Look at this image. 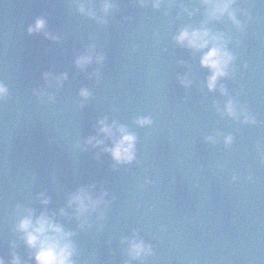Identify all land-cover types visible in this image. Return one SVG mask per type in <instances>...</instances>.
Masks as SVG:
<instances>
[{
	"label": "water",
	"instance_id": "water-1",
	"mask_svg": "<svg viewBox=\"0 0 264 264\" xmlns=\"http://www.w3.org/2000/svg\"><path fill=\"white\" fill-rule=\"evenodd\" d=\"M211 11L204 0H0L4 264H37L17 227L29 210L71 233L72 264H264V0H231L238 23ZM183 28L232 56L212 90L208 47L177 43ZM117 125L136 137L129 162L104 150ZM80 189L98 201L83 213L69 203ZM130 242L150 251L134 257Z\"/></svg>",
	"mask_w": 264,
	"mask_h": 264
},
{
	"label": "clouds",
	"instance_id": "clouds-1",
	"mask_svg": "<svg viewBox=\"0 0 264 264\" xmlns=\"http://www.w3.org/2000/svg\"><path fill=\"white\" fill-rule=\"evenodd\" d=\"M205 3L212 4V11L210 14L217 15L228 12V15L233 19L234 23H238L233 16V13L229 11V5L231 0H204ZM110 5L105 3L104 7L107 9ZM154 6H158L154 4ZM81 11L83 8L81 7ZM44 27V21L42 19H37L35 21L34 27H30L29 31L41 30ZM47 35V33H45ZM55 39V37H52ZM212 41H217L220 39L218 36H212L209 38V33L206 29H196L193 28L189 30L188 28L181 29L175 36L177 43L182 44L186 47L193 49H203L208 47ZM99 62L102 58L100 56L96 57ZM92 56L90 53L81 55L77 58L76 64L78 66H84L91 62ZM232 60L231 54L223 47L222 44L213 43L208 50L201 56L200 63L202 66L209 68L210 75L207 78V87L212 90L215 87L216 80L218 77L227 75V67ZM6 89L3 85H0V94L5 93ZM82 96H87V90H81ZM226 111L231 115L233 113L232 102L229 101L225 105ZM147 118H142L137 121V123L144 124L147 123ZM100 127L99 132H102L107 137L113 136L112 125H108L103 119L98 121ZM116 131L119 133V137L112 141L111 147H106L104 150L109 152L112 158L117 162H129L134 158V145L136 137L134 134L128 132L123 125H117ZM94 138H89L88 142L91 143ZM230 139V138H228ZM96 144L102 143L101 140H95ZM42 203H47L46 199L41 201ZM89 202L91 206H95L98 201L92 200L90 193L84 189L78 190L74 193L69 200V203H75L78 213H83L89 207ZM63 210H61L62 212ZM18 229L24 233V239L29 247L36 248L34 253V259L37 264H72L70 259L73 253V247L71 242L66 238L71 235V233L64 232L62 227L54 223L51 218H49L44 213H41L33 221L31 216V211L29 214L23 217L18 225ZM53 233V235H48V233ZM130 254L134 257L139 256L141 252H148L150 249L148 246L144 245L143 242H130L129 247ZM0 264H4L3 259H0ZM13 264H18V259L13 255Z\"/></svg>",
	"mask_w": 264,
	"mask_h": 264
}]
</instances>
